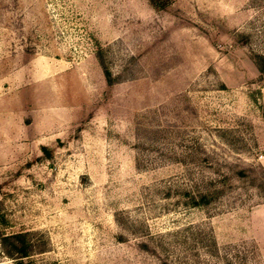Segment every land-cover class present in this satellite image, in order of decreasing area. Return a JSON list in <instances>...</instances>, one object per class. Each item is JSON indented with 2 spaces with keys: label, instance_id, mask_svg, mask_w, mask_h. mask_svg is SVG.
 Returning <instances> with one entry per match:
<instances>
[{
  "label": "rangeland",
  "instance_id": "obj_1",
  "mask_svg": "<svg viewBox=\"0 0 264 264\" xmlns=\"http://www.w3.org/2000/svg\"><path fill=\"white\" fill-rule=\"evenodd\" d=\"M255 54L264 0H0V231L31 232L21 264H264Z\"/></svg>",
  "mask_w": 264,
  "mask_h": 264
},
{
  "label": "trees",
  "instance_id": "obj_2",
  "mask_svg": "<svg viewBox=\"0 0 264 264\" xmlns=\"http://www.w3.org/2000/svg\"><path fill=\"white\" fill-rule=\"evenodd\" d=\"M147 1L155 9L165 8L169 3V0H147ZM99 63L101 65L102 73L106 83L108 85L111 84L113 82V78L110 75V71L103 64L101 58H99ZM254 63L256 65V68L260 76L264 77V55L255 54ZM39 147L43 152L47 154L49 153L45 145L42 144ZM262 175L264 177V171H262ZM192 197L193 196H191V199ZM198 199L200 201H204L205 195L199 194ZM34 245L35 244H34V240L31 237V232L28 230H16L9 232L0 231L1 253L8 257L13 258L16 264H21L22 258L24 257L27 258L29 257V255H31V253L34 251V247H35Z\"/></svg>",
  "mask_w": 264,
  "mask_h": 264
}]
</instances>
